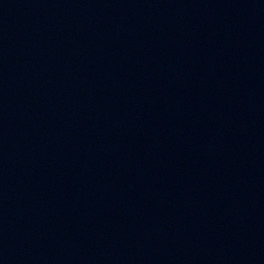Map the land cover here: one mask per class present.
Here are the masks:
<instances>
[{
    "label": "water",
    "instance_id": "95a60500",
    "mask_svg": "<svg viewBox=\"0 0 264 264\" xmlns=\"http://www.w3.org/2000/svg\"><path fill=\"white\" fill-rule=\"evenodd\" d=\"M0 264H264V0H0Z\"/></svg>",
    "mask_w": 264,
    "mask_h": 264
}]
</instances>
